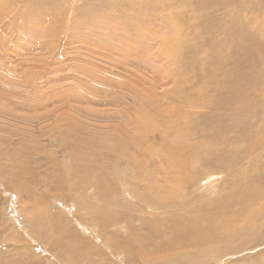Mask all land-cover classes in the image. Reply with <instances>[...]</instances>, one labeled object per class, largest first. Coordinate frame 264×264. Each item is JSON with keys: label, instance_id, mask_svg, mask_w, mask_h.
I'll return each instance as SVG.
<instances>
[{"label": "rangeland", "instance_id": "374dc122", "mask_svg": "<svg viewBox=\"0 0 264 264\" xmlns=\"http://www.w3.org/2000/svg\"><path fill=\"white\" fill-rule=\"evenodd\" d=\"M5 1L0 264H264V202L227 249L172 234L264 183V0Z\"/></svg>", "mask_w": 264, "mask_h": 264}, {"label": "bare ground", "instance_id": "6f19581e", "mask_svg": "<svg viewBox=\"0 0 264 264\" xmlns=\"http://www.w3.org/2000/svg\"><path fill=\"white\" fill-rule=\"evenodd\" d=\"M5 1V0H4ZM8 1V0H7ZM5 1V2H7ZM4 2V3H5ZM9 2V1H8ZM7 4V3H6ZM171 16V15H170ZM178 18V17H177ZM175 17V19H177ZM179 19V18H178ZM177 19V20H178ZM259 20V19H258ZM247 21V20H246ZM259 23H261V31L260 33L264 36V19L259 20ZM229 23V22H228ZM173 24V23H172ZM167 25V24H166ZM168 25H171L170 23ZM167 25V26H168ZM176 25V24H175ZM179 26V25H178ZM150 27V26H149ZM175 27V26H174ZM148 28V27H147ZM146 29V28H145ZM189 29V28H188ZM181 28L178 30L180 31ZM138 35V34H137ZM127 37V36H126ZM156 37V36H155ZM150 38V37H149ZM128 39V38H127ZM137 41V40H136ZM155 41V40H154ZM135 46H137V44H135ZM79 70V69H78ZM168 77H170V75L173 78H177L176 75L174 74V72L172 71L171 73H167L166 74ZM81 79V78H80ZM82 80V79H81ZM56 92V91H55ZM34 94V93H33ZM11 99V98H10ZM8 102V100H7ZM34 102V101H33ZM8 104V103H7ZM68 105V104H67ZM13 107V106H12ZM9 108V107H8ZM11 108V107H10ZM13 109V108H11ZM57 109V108H56ZM8 110V109H7ZM14 110V109H13ZM12 111V110H11ZM40 112V111H39ZM7 113V112H5ZM13 113V112H12ZM38 113V112H37ZM13 115V114H12ZM44 116V115H43ZM47 116V115H46ZM19 117V116H18ZM40 118V117H39ZM110 126V125H109ZM185 131V132H184ZM183 132L179 131V134L175 135V139L176 140H182L185 139L186 137H189L190 135V130L189 128L185 129ZM134 137V136H133ZM137 140V138H135ZM124 141H117V144H122ZM133 142V141H132ZM125 148V147H124ZM127 148V147H126ZM120 150V149H119ZM122 150V148H121ZM134 150V149H133ZM141 151V150H139ZM125 152V151H124ZM135 152V151H134ZM130 153V152H129ZM143 153V152H141ZM137 155L142 156L139 152H136ZM144 154V153H143ZM123 158V157H122ZM135 160V159H134ZM143 162V161H142ZM134 164V163H133ZM170 165V163L168 164ZM146 166V165H145ZM147 168V167H146ZM70 169V168H69ZM65 170V169H64ZM67 170V169H66ZM65 170V171H66ZM67 172V171H66ZM246 172V171H245ZM64 173V172H62ZM69 174V173H68ZM248 174V173H246ZM245 174V175H246ZM66 175V174H65ZM64 175V177H65ZM72 175H77L79 176L81 179L85 178V175L80 174V172L78 173H73L72 171L70 172V176ZM83 175V177H82ZM67 177V175H66ZM145 177V176H144ZM143 177V178H144ZM248 177V175L246 176ZM69 178V177H68ZM245 178V176H244ZM242 178V180H244L243 184H241L240 189H239V195H238V186L240 184L237 183V189L236 191L234 190V193H231V202H226L227 204L221 203V200H218L219 202L217 203V207H218V212L214 209L211 212L212 213V217L205 222L204 218L201 216H195L193 218L187 217L185 218V221L183 222L182 225L179 226L176 223L172 224V234L174 235L175 240L178 242V244L180 245V247H184V246H188V245H198V247L201 248L204 247H208L212 250V246L209 245L211 242L213 241H218L219 243H224L226 244L225 246H223V248L225 247L227 249V247L230 246V244H232V240H234V238L236 236L241 235L240 234V228L245 227L247 228L248 226H251L252 230H257V228L259 227L257 220L255 219L254 216V211L255 209H253V204L255 202H257L256 204H258L259 202H264V199H261L262 196L264 195V183L261 184L260 183H255L254 187L252 188L253 182L250 180H246V178L244 179ZM174 181H176L178 179V175L176 177L173 176ZM69 180H72L71 178ZM74 180V179H73ZM102 180V178H101ZM61 181V180H60ZM180 181V180H178ZM57 187V186H56ZM182 189V186H177V190L176 192H180V190ZM138 194V198L141 199V201L143 202V205L150 207L151 209H157L159 207H161V205L159 203H157L158 201L155 200L157 197H153L154 194L156 192H153V190L151 189L146 190L144 192V194H141L140 192H137ZM226 198V197H225ZM220 199V198H219ZM240 201V202H239ZM162 204V203H161ZM260 204V205H261ZM233 207H237L238 209H233ZM239 207H241V209H239ZM95 209V208H94ZM257 209V208H256ZM259 210V209H258ZM186 212V211H185ZM246 213V214H245ZM245 214V215H243ZM218 218L217 222H213V219ZM235 218V219H234ZM241 218V221L239 224H236L234 221H237V219ZM177 219H174V221H176ZM64 229V228H62ZM66 233V232H65ZM69 234V233H68ZM186 236H190L191 237V241L190 242H185L184 238ZM223 236H227L226 238H223ZM71 238V237H70ZM75 239V238H74ZM110 239V238H109ZM113 240V239H111ZM109 241V240H108ZM110 242V241H109ZM116 242V241H115ZM114 243V240L113 242ZM124 243V242H123ZM115 244V243H114ZM113 244V245H114ZM118 244V243H117ZM252 244V243H251ZM115 246V245H114ZM227 246V247H226ZM194 247V246H193ZM116 248H120L117 247ZM190 248V247H189ZM199 248V250H200ZM207 248V249H208ZM198 249V248H197ZM70 249H68L69 251ZM120 250V249H119ZM131 250V249H130ZM203 250V248H202ZM66 252V251H65ZM71 252V251H70ZM217 252V251H216ZM68 254V253H67ZM203 255V254H202ZM215 258V257H214ZM75 259V258H74ZM199 263V262H198ZM73 264V262H72ZM138 264V263H137Z\"/></svg>", "mask_w": 264, "mask_h": 264}]
</instances>
